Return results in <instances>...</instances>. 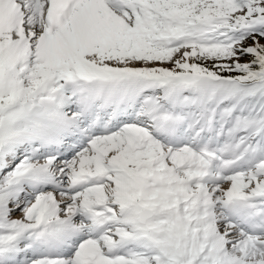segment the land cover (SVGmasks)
<instances>
[{"label":"snow or ice","instance_id":"6c2138e0","mask_svg":"<svg viewBox=\"0 0 264 264\" xmlns=\"http://www.w3.org/2000/svg\"><path fill=\"white\" fill-rule=\"evenodd\" d=\"M0 264H264V0H0Z\"/></svg>","mask_w":264,"mask_h":264}]
</instances>
